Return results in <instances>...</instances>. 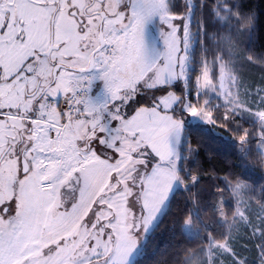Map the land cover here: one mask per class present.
Masks as SVG:
<instances>
[{
  "label": "snow or ice",
  "instance_id": "obj_1",
  "mask_svg": "<svg viewBox=\"0 0 264 264\" xmlns=\"http://www.w3.org/2000/svg\"><path fill=\"white\" fill-rule=\"evenodd\" d=\"M182 7L185 15L175 11L173 0H0V264H69L56 229L81 212L85 232L98 235L88 241L91 255L85 249L71 264H91L101 245L109 253L105 264H129L132 255H143L153 220L150 186L168 179L175 186L180 162L194 152L181 154L184 121L168 114L179 106L193 121L200 112L211 122L210 112L186 100L181 104L184 97L176 91L185 72L169 58L178 52L181 30L187 49L195 5ZM153 17L167 28L160 34L167 52L149 56L143 33ZM92 69L103 81L105 103H93L87 95L93 77L84 74ZM260 92L264 88L256 95L258 108L264 105ZM143 96L151 102L130 114ZM255 115L264 121V110ZM99 167L122 173L118 195L134 224L109 201L87 206L95 186L90 168ZM108 175L111 183L112 172ZM78 190L71 213L61 211L65 195ZM256 227L259 264H264V217L258 232ZM216 248L238 255L227 242L211 251Z\"/></svg>",
  "mask_w": 264,
  "mask_h": 264
},
{
  "label": "rangeland",
  "instance_id": "obj_2",
  "mask_svg": "<svg viewBox=\"0 0 264 264\" xmlns=\"http://www.w3.org/2000/svg\"><path fill=\"white\" fill-rule=\"evenodd\" d=\"M204 1L173 0V3L176 5L175 11L181 15L186 14V9L182 7L183 5H195V11L192 16V27L193 22H195L198 34H192L191 31L194 30L190 29L188 46L185 51L183 31L181 30V44L178 52L173 53L169 58V62H178L184 68L185 75H180V80L176 84L177 93L184 97L181 100V104L186 100L192 107L210 112L209 119L211 122L205 120L200 112L197 113L195 121H193L192 113L181 112L179 106L168 115H171L177 121L183 120L184 127L189 123H201L204 126L212 125L215 120V110L219 108H222L224 116L237 115L239 113L238 116L250 118L252 125H255V129L257 130L255 135L256 147L261 151L264 159V131H262L264 129V121L259 120L255 115L256 111L264 110V105L258 108L255 104L258 98L256 96L257 92L264 88V63L257 62L248 54L251 29L243 24L237 16L235 7L232 8L233 5L228 0H208L210 1L208 5ZM202 3L203 8L201 9L200 5ZM214 19H219L218 23L212 22ZM174 23L182 24L183 22L177 20ZM165 31H167L166 26L162 25L158 18L153 17L146 21L143 35L147 55L153 56L158 51L162 53L167 52V46L160 35L161 32ZM198 37L200 39V49H198L197 53L196 51L192 53L196 38ZM194 69L197 71L193 72ZM205 72L208 73V83L204 82ZM84 75L93 77L87 92L89 99L96 104L105 103L108 97L104 90L103 81L95 78L98 75L97 70H89ZM159 94L157 93V95ZM260 95H264V92H260ZM150 102L147 96L139 98V103L132 109H129V113L134 114L136 108L146 106ZM183 138L179 146L180 149L182 148ZM90 171L95 186L89 189L87 206L92 207L93 201L97 205H99L101 200L109 201L117 206L121 215L128 217V225L134 224L131 212H123L124 197L118 195L123 189L122 185H118L122 173L102 167L90 168ZM108 172H112L111 183H109ZM174 175L178 180L175 186L172 185L171 179H168L164 184H153L150 186L151 192L147 199L153 220L148 230L149 233L166 209L172 192L176 188L184 186L179 171L175 172ZM113 184H117L118 187L113 188ZM227 186L233 197L235 207L227 222L224 237L218 240L211 238L198 252L192 253L184 264H233L232 259L247 260L248 264H259L260 253L257 247L259 238L253 235V226H257L256 230L258 232L259 218L264 217V204L256 198L252 186L245 181H231L227 183ZM79 198V190L74 194L67 193L61 211L67 209L71 213L73 206L79 202ZM83 215L84 212H81L78 217L71 218L67 225H61L56 229L59 237L65 241L67 248L65 255L69 259V264L75 258L84 255L85 249H88V254L91 255L88 241L93 239V234L98 235L97 230L85 232ZM115 215L116 210H113V223H115ZM137 218L140 219L139 212H137ZM92 219H95V216L90 218L89 224ZM183 228L190 236L198 232L192 223L191 216L185 218ZM131 232L140 235L136 233L135 227L131 228ZM105 235L107 236V232ZM115 241L116 237L113 236V245ZM225 242L238 254L237 256L233 257L230 253H222L220 248H216L215 252L211 251V248ZM93 243L95 244V241ZM109 247L111 248L112 245ZM99 250L101 252L100 257H93L91 264H105V258L109 253L104 250L103 245L100 246ZM48 253L49 250L45 249V254ZM51 253H56L55 247L51 249ZM137 256L132 255L129 264H132ZM213 256H216L214 262L212 261Z\"/></svg>",
  "mask_w": 264,
  "mask_h": 264
},
{
  "label": "trees",
  "instance_id": "obj_3",
  "mask_svg": "<svg viewBox=\"0 0 264 264\" xmlns=\"http://www.w3.org/2000/svg\"><path fill=\"white\" fill-rule=\"evenodd\" d=\"M228 1L243 24L251 29L248 54L264 63V0ZM193 27L191 32L197 35L195 22ZM199 40L196 38L192 53L200 49ZM214 117L210 126L185 125L181 154H186L189 148L194 152L188 160L180 162L179 175L184 186L172 192L166 209L149 233L146 250L132 264H184L211 238L222 239L235 207L228 182L249 183L256 198L264 204V159L256 147L255 125L247 117L224 116L222 108L215 110ZM193 176L199 177L195 183ZM188 216L198 231L192 236L183 228Z\"/></svg>",
  "mask_w": 264,
  "mask_h": 264
},
{
  "label": "crops",
  "instance_id": "obj_4",
  "mask_svg": "<svg viewBox=\"0 0 264 264\" xmlns=\"http://www.w3.org/2000/svg\"><path fill=\"white\" fill-rule=\"evenodd\" d=\"M138 179V178H137ZM138 219V218H137ZM132 221H133V219H132ZM134 223H135V221H133Z\"/></svg>",
  "mask_w": 264,
  "mask_h": 264
},
{
  "label": "flooded vegetation",
  "instance_id": "obj_5",
  "mask_svg": "<svg viewBox=\"0 0 264 264\" xmlns=\"http://www.w3.org/2000/svg\"><path fill=\"white\" fill-rule=\"evenodd\" d=\"M61 107H63L62 104H61Z\"/></svg>",
  "mask_w": 264,
  "mask_h": 264
},
{
  "label": "built area",
  "instance_id": "obj_6",
  "mask_svg": "<svg viewBox=\"0 0 264 264\" xmlns=\"http://www.w3.org/2000/svg\"><path fill=\"white\" fill-rule=\"evenodd\" d=\"M62 106H63V103H62Z\"/></svg>",
  "mask_w": 264,
  "mask_h": 264
}]
</instances>
